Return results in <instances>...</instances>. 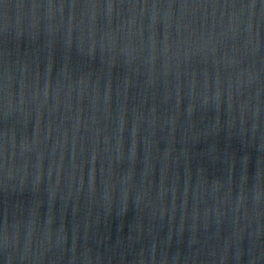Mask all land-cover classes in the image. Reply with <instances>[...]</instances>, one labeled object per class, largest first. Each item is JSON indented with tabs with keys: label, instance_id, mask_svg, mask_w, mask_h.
Here are the masks:
<instances>
[{
	"label": "water",
	"instance_id": "1",
	"mask_svg": "<svg viewBox=\"0 0 264 264\" xmlns=\"http://www.w3.org/2000/svg\"><path fill=\"white\" fill-rule=\"evenodd\" d=\"M0 264H264V0H0Z\"/></svg>",
	"mask_w": 264,
	"mask_h": 264
}]
</instances>
